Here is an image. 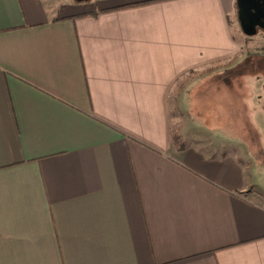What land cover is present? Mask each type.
Segmentation results:
<instances>
[{
    "label": "crops",
    "instance_id": "1",
    "mask_svg": "<svg viewBox=\"0 0 264 264\" xmlns=\"http://www.w3.org/2000/svg\"><path fill=\"white\" fill-rule=\"evenodd\" d=\"M235 9L0 0V264H264V127L217 112Z\"/></svg>",
    "mask_w": 264,
    "mask_h": 264
},
{
    "label": "rangeland",
    "instance_id": "2",
    "mask_svg": "<svg viewBox=\"0 0 264 264\" xmlns=\"http://www.w3.org/2000/svg\"><path fill=\"white\" fill-rule=\"evenodd\" d=\"M229 18L234 33V39L243 49L241 52L242 56L237 63L239 65L238 71L234 73L233 78L236 86L234 85V87H232L231 93L222 86L219 93V97L222 99L221 107L214 104L212 97H210V100L202 105L203 109L201 114L197 115L193 113V120L199 122V124L207 123L208 120L206 121L203 118V115L207 112L204 110L213 111L214 107H216V109L220 107L221 111L217 110L220 115L230 113L233 122L236 121V124H239V126H245L248 130H250V128L253 130V134L248 137L246 136L247 141H254V149H258L259 146L256 136L259 135V132H261L260 130L264 127V33L259 32L253 37H246L240 31L236 10ZM246 67L249 68L244 70ZM255 80L259 81L260 87L258 83L255 84L254 88L251 87L250 83H255ZM186 84L185 82V85ZM259 92L261 93L259 94ZM256 95H260V97L258 98ZM189 106H196L198 108L199 105L189 104ZM172 109L175 115L173 120L174 135H178L181 142H183L185 138L184 134L188 132L190 134L188 140L194 139L196 137H194V134L199 129V124L196 125L188 121V125H186L187 122L185 123V120L180 118V110L177 109L175 104L172 105ZM207 124L212 126L213 121L210 120V123ZM185 126L186 129L184 128ZM254 152L256 156L257 152ZM255 164L262 166L260 170L259 168L255 170L253 176L257 184V189L261 190L264 194V159H256Z\"/></svg>",
    "mask_w": 264,
    "mask_h": 264
},
{
    "label": "water",
    "instance_id": "3",
    "mask_svg": "<svg viewBox=\"0 0 264 264\" xmlns=\"http://www.w3.org/2000/svg\"><path fill=\"white\" fill-rule=\"evenodd\" d=\"M77 3L90 0H73ZM236 16L240 31L246 37L264 32V0H235Z\"/></svg>",
    "mask_w": 264,
    "mask_h": 264
},
{
    "label": "trees",
    "instance_id": "4",
    "mask_svg": "<svg viewBox=\"0 0 264 264\" xmlns=\"http://www.w3.org/2000/svg\"><path fill=\"white\" fill-rule=\"evenodd\" d=\"M156 1V0H155ZM158 1V0H157ZM132 6V5H130ZM236 10V9H235ZM206 72V71H205ZM186 81H183V82H180L179 85L177 86L178 89L181 88V85L182 83H185ZM172 142H173V145H175L176 149L181 151L183 149V144L179 138L178 135H174V133L172 134Z\"/></svg>",
    "mask_w": 264,
    "mask_h": 264
},
{
    "label": "flooded vegetation",
    "instance_id": "5",
    "mask_svg": "<svg viewBox=\"0 0 264 264\" xmlns=\"http://www.w3.org/2000/svg\"><path fill=\"white\" fill-rule=\"evenodd\" d=\"M259 32H262V31H258V33H259ZM262 33H264V32H262Z\"/></svg>",
    "mask_w": 264,
    "mask_h": 264
}]
</instances>
